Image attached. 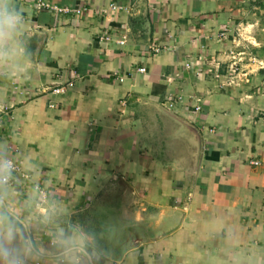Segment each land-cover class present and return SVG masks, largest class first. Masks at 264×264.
<instances>
[{
	"label": "crops",
	"instance_id": "obj_1",
	"mask_svg": "<svg viewBox=\"0 0 264 264\" xmlns=\"http://www.w3.org/2000/svg\"><path fill=\"white\" fill-rule=\"evenodd\" d=\"M12 2L0 159L29 177L0 185V208L44 248L79 227L98 264H264V21L247 1ZM234 58L246 75L227 85Z\"/></svg>",
	"mask_w": 264,
	"mask_h": 264
},
{
	"label": "clouds",
	"instance_id": "obj_2",
	"mask_svg": "<svg viewBox=\"0 0 264 264\" xmlns=\"http://www.w3.org/2000/svg\"><path fill=\"white\" fill-rule=\"evenodd\" d=\"M23 16L12 0H0V63L5 73L14 55L7 42L20 30ZM11 172L9 162L0 159V185H5ZM29 224L5 205L0 208V264H98L100 253L89 251V237L79 228L70 226L50 233L47 248L29 234Z\"/></svg>",
	"mask_w": 264,
	"mask_h": 264
},
{
	"label": "built area",
	"instance_id": "obj_3",
	"mask_svg": "<svg viewBox=\"0 0 264 264\" xmlns=\"http://www.w3.org/2000/svg\"><path fill=\"white\" fill-rule=\"evenodd\" d=\"M113 7H116L113 4ZM38 8L39 9H52L54 11H58V12H62V13H70V14H79L81 13V9H75V8H71V7H59L56 5H51L49 3L46 2H41L38 4ZM161 48L159 47H155L153 48V50L155 52H159ZM140 72H144L145 68L141 67L138 69ZM228 75H229V80L227 82V85L230 84H235L236 81L242 77H244L246 75V71L242 68V65L240 64L239 60L237 59H233L232 62L229 64L228 66ZM64 87H56L53 89V92L59 93L61 91H63ZM262 92L264 93V83H263V90ZM8 113V112H6ZM10 117L12 118V115H10ZM9 117V118H10ZM5 124H6V118L0 116V139L4 136L3 134V130L5 128ZM6 162H9V166L11 168V172L7 178V182L6 183H11L12 181H14L15 179H17L18 175H21L23 178H28L29 175L26 174L25 172H23L21 170V167L14 162L11 159H6ZM253 164H258V161H252ZM38 191L41 193L42 197L45 198L46 197V191L40 187L37 186Z\"/></svg>",
	"mask_w": 264,
	"mask_h": 264
},
{
	"label": "rangeland",
	"instance_id": "obj_4",
	"mask_svg": "<svg viewBox=\"0 0 264 264\" xmlns=\"http://www.w3.org/2000/svg\"><path fill=\"white\" fill-rule=\"evenodd\" d=\"M247 1V7L250 9L249 16L262 18L264 21V0H246ZM258 13H255V12Z\"/></svg>",
	"mask_w": 264,
	"mask_h": 264
}]
</instances>
